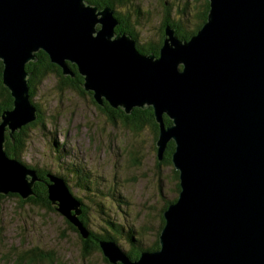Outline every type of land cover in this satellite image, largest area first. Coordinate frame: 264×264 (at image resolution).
<instances>
[{
  "label": "water",
  "instance_id": "obj_1",
  "mask_svg": "<svg viewBox=\"0 0 264 264\" xmlns=\"http://www.w3.org/2000/svg\"><path fill=\"white\" fill-rule=\"evenodd\" d=\"M208 2L206 22L189 40L164 28L155 57L114 32L109 6L0 0L1 76L13 102L0 114V195L31 187L3 143L6 129L11 136L38 117L25 66L41 50L63 76H75L73 64L97 106L152 108L158 162L173 143L179 191L162 214L159 248L131 260L99 240L108 264H264V0ZM48 177L47 199L87 239L81 203L56 174Z\"/></svg>",
  "mask_w": 264,
  "mask_h": 264
},
{
  "label": "rangeland",
  "instance_id": "obj_2",
  "mask_svg": "<svg viewBox=\"0 0 264 264\" xmlns=\"http://www.w3.org/2000/svg\"><path fill=\"white\" fill-rule=\"evenodd\" d=\"M128 1L124 3L128 7H120V16L128 19L132 12L141 11L140 26L134 27L138 41L156 43L160 28L167 27L164 7L174 6L176 1ZM181 2L192 5L188 10L193 28L200 23V15L205 7L209 8V2ZM81 89L79 94L64 87L56 75L47 77L37 88L33 102L39 106L43 122L26 132L23 153L15 160V166L31 187L29 192L23 188V196L0 198V264H17L15 257L31 248L38 249L43 256L32 264H108L100 252L81 258L82 238L78 231L67 228L62 215L17 202L31 201L36 196L35 183L47 180V184L48 175L55 173L68 177L71 192L81 200V210L86 209L90 231L112 235L123 251L148 249L158 240L164 204L178 194V179L172 165H157L150 128L134 130L120 119L113 124L91 102V92L83 89V81ZM6 134L11 142L13 134L10 136L8 129L4 133L3 151L9 158ZM34 167L39 172H49L43 177ZM73 169L81 177L79 186L69 174ZM32 171L36 181H32ZM129 233L135 242H128Z\"/></svg>",
  "mask_w": 264,
  "mask_h": 264
},
{
  "label": "trees",
  "instance_id": "obj_3",
  "mask_svg": "<svg viewBox=\"0 0 264 264\" xmlns=\"http://www.w3.org/2000/svg\"><path fill=\"white\" fill-rule=\"evenodd\" d=\"M125 2L129 3L128 0H121L117 4L114 3V0H98L95 3L89 2V4H91L92 6L96 5L98 9H102L104 7H107V6L114 8L115 5L120 7L121 4H124ZM165 8L168 10V12H170L172 6L169 5V6H166ZM207 12H208V6L205 7L203 10L200 23L195 26V28L192 30V32L190 34H186V36H188V37L185 40H188L189 37L196 34L197 31L202 27V24L206 21ZM118 20H121V25L119 27L115 28L117 33H126V34H129L130 36H132L133 38H135L136 39V46L140 50H143L146 53H150L154 49V43H145V44L139 43L138 35L134 34V31H135L134 30V27H135L134 23H132L130 25L127 24L126 22H124L122 20L121 16H120V19H118ZM127 20L130 21L129 19H127ZM182 39H184V38H182ZM155 55H157V54H155ZM69 67L73 71V73L75 74L74 77L63 76L60 68L54 64H51L48 55L41 50L36 52L35 61H30L26 64L25 70L27 73H29L28 86H29L30 99L38 111V117L31 124L26 125L23 128H21L19 131L15 132L12 135L13 142H11V139L8 138V135L6 134V136H5V138H6L5 149H6V152H7L9 157H13V158L18 159V160L21 158V155L23 153V148L25 146V141L27 140V133L26 132L29 131L31 128H34L35 126L42 124V122H43L42 121L43 118L41 116V111L39 109V106L33 102V98L36 95L37 88L47 77H49L50 75H56L57 77H59V80H61L63 82L64 87L72 88L73 90H75L79 94H80V91L83 92L81 89V84H82L83 78L80 75H78L77 69L73 64H69ZM2 68H3L2 63H0V114L3 111H7V110H10L12 108L11 95H10L8 89L6 87H4L3 83H2V76H1ZM84 94H86V93H84ZM88 96L91 97V94L88 93ZM91 102L96 106V108L99 111L103 112L105 114V116L107 117V119L110 122H112L113 124H115L117 119H120L123 122L127 123V125H130L131 128H133L134 130H140V129H143L144 127H148L151 130L154 129L155 130V131H153L154 140H156L158 128H157V124L154 120L152 109L150 107L133 108L130 114H126L120 108H118V109L111 108V106L109 104H107L106 102H104L103 107L97 106L92 97H91ZM163 122L166 126L170 125V123H171V121L165 115L163 116ZM10 150L12 153H10ZM172 151H173V143L170 142L167 145V148L165 150L162 162H159L157 165L160 166L163 164L165 166H171V153H172ZM35 169L38 171L37 168H35ZM48 172L49 171H46V170H44V172L38 171V174L43 175V177H44V173H48ZM173 172L175 174V178L178 179L177 178V172L175 170H173ZM55 174L58 178H60L64 181V184L66 186H68L66 179L64 177V174H58V173H55ZM69 174H71L75 177V179L77 181L76 185L79 186L80 181H81V177L77 176V174H79L78 170L73 169L70 171ZM74 174H76V175H74ZM46 182H47V180H44V182H36L35 187L33 189L34 192L36 193V196L31 197V199H32L31 201L26 200V201L20 202L17 200L19 205L21 203H23L24 205H30V206L37 207V208H40V209L45 210V211L56 213V211L54 210V207L50 204V202L47 199V188H46V184H45ZM68 188H69V190H72L69 186H68ZM176 190L178 193V191H179L178 183L176 185ZM72 195H73V193H72ZM73 196H75V195H73ZM5 197H17V196L12 195V194L7 195V196L0 195V198H5ZM175 199H173L172 201H167L164 204L162 214H163L164 210L166 209L167 205L174 202ZM79 209H81V207H79ZM85 215H86V209L81 210V214L77 217L83 223V225L86 227V229L88 230V233H89L87 239H81V243H82V247L80 249L81 258L85 259V258L91 256L92 254H95L98 252L101 253V250L98 246L99 240L112 241L122 250V248L117 244V242L115 241V238L112 235H109L107 233L101 235V234H98L96 232L90 231L87 227V223H86L87 219H86ZM64 222H65L68 229L75 231V232L77 231L69 222H67L66 220H64ZM163 223H164V220H163V216L161 215L160 230L163 226ZM107 232H109V231H107ZM127 240L129 243L135 242L130 233L127 234ZM158 248H159V244H158V240H156L153 247L148 248V249H136V251L131 249L128 251H123V250L122 251L125 252L131 260H135L138 258L141 251H143V250L152 251V250H157ZM39 253H40V251L38 249L31 248L28 251L22 252L21 254L17 255L15 257V261L17 262V264H22V263L32 264L33 260L35 261L36 259L43 257ZM103 261L105 263H107V260L104 257H103Z\"/></svg>",
  "mask_w": 264,
  "mask_h": 264
},
{
  "label": "flooded vegetation",
  "instance_id": "obj_4",
  "mask_svg": "<svg viewBox=\"0 0 264 264\" xmlns=\"http://www.w3.org/2000/svg\"><path fill=\"white\" fill-rule=\"evenodd\" d=\"M84 1H85V3L89 4V2L95 3L98 0H84ZM119 1H121V0H114V3L117 4ZM175 1H176V4L174 6H172L170 12H168V10L164 7L165 8V10H164V23L167 26L166 28L170 29L175 37H177L181 41H186L185 39L188 37V36H186V34H190L192 32V30L195 28V26L199 24V22H197L194 25V27L192 28L191 12H190V10H188L192 7V5L185 4V3L181 2V0H175ZM89 5H91V4H89ZM93 6L97 7L96 5H93ZM125 6L128 7L127 5H124V4H121L120 7H122V9H124L123 7H125ZM120 7H118L117 5H115L114 8L111 7L113 9V14L116 17V19L117 18L120 19V14H119L120 12H118L119 9H121ZM202 13H201V15H202ZM201 15H200V20H201ZM140 16H141V11L136 10L135 12H132L131 17L128 18L130 21H128L127 19H125L123 17H122V20L129 25L134 23L135 27H136V25L140 26V20H139ZM196 17H197V15H196ZM118 19H117L118 25L115 26V28L119 27L121 25V20H118ZM114 32L116 34H119L116 32L115 29H114ZM139 33L141 34L140 31H139ZM120 34H126V33H120ZM134 34L138 35V39H139L138 32L134 31ZM191 37H189V38H191ZM182 38H184V39H182ZM165 39H166V32L164 33V29L160 28V39H158L157 42L154 43V49L150 52V54L154 55L155 57H158L159 51H160ZM134 41H135V45H136V39L135 38H134ZM135 47L140 52H142L143 54H146V52H144L143 50H140L137 46H135ZM155 54H157V55H155ZM103 106H101V107H103ZM152 131H155V130L152 129ZM158 163L159 162L157 161V164Z\"/></svg>",
  "mask_w": 264,
  "mask_h": 264
},
{
  "label": "bare ground",
  "instance_id": "obj_5",
  "mask_svg": "<svg viewBox=\"0 0 264 264\" xmlns=\"http://www.w3.org/2000/svg\"><path fill=\"white\" fill-rule=\"evenodd\" d=\"M128 35V34H127ZM131 38H132V36H131ZM132 40H134V38H132ZM135 49H136V51L140 54V55H143V56H147V54H143L142 52H140L136 47H135ZM3 83V82H2ZM4 86V85H3ZM91 96H92V94H91ZM13 103V102H12ZM12 106H13V104H12ZM102 106V105H101ZM145 107H147V106H145ZM144 107V108H145ZM12 109V108H11ZM158 128V127H157ZM67 151V150H66ZM60 179V178H59ZM70 191H73V190H70ZM73 196V195H72ZM56 207H57V204H55L54 205V210L56 211ZM57 212V211H56ZM58 213V212H57ZM60 214V213H59ZM73 214V213H72ZM61 215V214H60Z\"/></svg>",
  "mask_w": 264,
  "mask_h": 264
}]
</instances>
